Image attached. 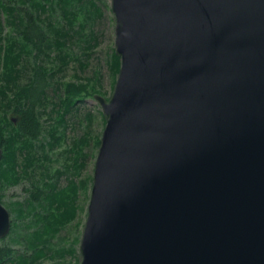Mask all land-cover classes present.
<instances>
[{"label":"water","instance_id":"obj_1","mask_svg":"<svg viewBox=\"0 0 264 264\" xmlns=\"http://www.w3.org/2000/svg\"><path fill=\"white\" fill-rule=\"evenodd\" d=\"M110 5L80 264H264V0Z\"/></svg>","mask_w":264,"mask_h":264},{"label":"rangeland","instance_id":"obj_2","mask_svg":"<svg viewBox=\"0 0 264 264\" xmlns=\"http://www.w3.org/2000/svg\"><path fill=\"white\" fill-rule=\"evenodd\" d=\"M22 7L27 8L28 5ZM57 7L51 11L47 4V11L40 15L44 26L51 23L54 25L52 30H61L58 34L48 32L52 49L37 58L36 51L22 53L16 66L21 85L31 80L36 67L53 69L55 74L49 78L50 84L45 90L47 104L37 108L43 132L36 144L35 156L38 160L34 169L16 184L0 183V202L10 213L12 226L8 236L0 240V247L11 248L13 253L31 255L26 247L33 251L31 240L35 236L32 232L42 231L39 245L45 248L47 256L41 258L38 264H80L78 245L87 216L97 142L105 125L101 107L94 96L108 99L117 77L112 63L115 17L110 0L76 2L67 8L68 12H72L69 14H63L61 4ZM9 20L7 14L0 11L1 37L18 39L17 33L8 24ZM58 40L64 42L63 47L57 48ZM63 54L68 58L66 64L60 60ZM1 56L3 50L0 51V59ZM95 77H98L99 84L91 89L92 95L73 98L76 102L67 108L62 118L61 113L66 109L61 106L66 97L63 85L84 84ZM3 82L0 63V84ZM12 96L9 91V99ZM10 114L11 111H8V119ZM57 121L61 124L57 125ZM56 125L57 133L52 130L51 135L49 130ZM25 157L20 156V165L25 163ZM53 191L58 195L50 206L49 195ZM36 194L39 195L38 201L33 199ZM29 200H33V204L26 208ZM18 203L25 205L22 215L18 211L20 207L15 206ZM13 230L17 235L13 234ZM15 238L18 240L16 243Z\"/></svg>","mask_w":264,"mask_h":264},{"label":"trees","instance_id":"obj_3","mask_svg":"<svg viewBox=\"0 0 264 264\" xmlns=\"http://www.w3.org/2000/svg\"><path fill=\"white\" fill-rule=\"evenodd\" d=\"M76 2L81 3L82 0H0V11L6 13L10 18L8 24L13 27L19 39L10 36L2 38L0 29V51L3 50L0 63L4 79L3 84H0V148L3 152L0 162V183L12 184L13 182V184H16L22 176L28 177L31 170L34 169V163L38 160L35 156L36 149H38L36 144L43 132L39 119L40 113L37 108L38 106L47 104L45 90L49 87V78H52L55 74L53 69L36 67L31 80L21 85L16 69L17 64L20 62L21 54H32L36 51L35 58L44 54V52L46 54V50L52 49L48 32H55L56 34L61 32L58 28L52 30L54 25L51 23L46 24V26L43 25L40 15L47 11V4L50 5L51 11L61 4L63 14H69L72 12H68L67 8ZM26 4L28 7L23 8L22 6ZM52 5L56 6L53 7ZM59 35L64 36V34ZM56 45L57 48L63 47L64 42L60 43L58 40ZM60 57L62 63L66 64L67 55L63 54ZM113 62L116 67L115 74L117 76L120 61L114 52L112 53ZM97 84H99L98 77L92 80L88 79L84 84L67 83L63 85L66 97L62 100L61 106H64L66 109L61 113V117L63 118L67 112V108L76 102L73 98H85L92 95L91 89H94ZM9 91L12 92V99L8 97ZM8 111H11L9 119L7 118ZM11 118H14L16 123ZM56 124L59 125L61 122L57 121ZM57 125L49 130L51 135L53 134L52 130H54L55 134L57 133ZM97 146H99V141L97 142ZM21 155L26 157L25 163L20 165L18 161ZM39 167L42 168V166ZM57 195L58 193L55 191L50 193V206L54 204ZM33 199L38 201L39 195H34ZM32 204L33 200H29L26 208L31 207ZM15 206L20 207L18 211L22 215L24 213L23 206L25 205L18 203ZM14 232L15 230H13V234ZM15 234L17 235L16 232ZM32 234L35 236L31 240L33 251L29 247H26L31 252V255L13 253L11 248L0 247V264H7V262H12L13 264H38L41 258L46 257L45 248H40L39 245V240L43 236L42 231H35ZM16 242L18 240L15 238L14 243Z\"/></svg>","mask_w":264,"mask_h":264},{"label":"flooded vegetation","instance_id":"obj_4","mask_svg":"<svg viewBox=\"0 0 264 264\" xmlns=\"http://www.w3.org/2000/svg\"><path fill=\"white\" fill-rule=\"evenodd\" d=\"M11 228H12V226H11ZM11 230V229H10Z\"/></svg>","mask_w":264,"mask_h":264}]
</instances>
